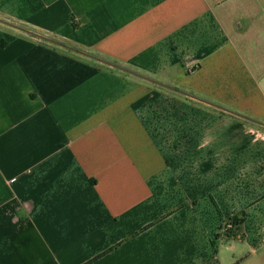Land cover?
<instances>
[{"label": "crops", "instance_id": "1", "mask_svg": "<svg viewBox=\"0 0 264 264\" xmlns=\"http://www.w3.org/2000/svg\"><path fill=\"white\" fill-rule=\"evenodd\" d=\"M0 264H264V0H0Z\"/></svg>", "mask_w": 264, "mask_h": 264}, {"label": "water", "instance_id": "2", "mask_svg": "<svg viewBox=\"0 0 264 264\" xmlns=\"http://www.w3.org/2000/svg\"><path fill=\"white\" fill-rule=\"evenodd\" d=\"M30 33H33V32H30ZM33 34H34V33H33ZM40 37L43 38V39H47V40H49V41H52V42H54V43H57L56 41H54V40H52V39H49V38H46V37H44V36H40ZM83 54H85L86 56H89V57H91V58H93V59H95V60H97V61H99V62H101V63H103V64H105V65H108V66H110V67L117 68V69H119V70H122V71L128 72V73H130V74L138 75V74H136V73H134V72L128 70L127 68L122 67V66H119V65H117V64H115V63H113V62H111V61H108V60H105V59H101V58L95 57V56L90 55V54H87V53H83Z\"/></svg>", "mask_w": 264, "mask_h": 264}, {"label": "trees", "instance_id": "3", "mask_svg": "<svg viewBox=\"0 0 264 264\" xmlns=\"http://www.w3.org/2000/svg\"><path fill=\"white\" fill-rule=\"evenodd\" d=\"M52 42V41H51ZM56 44H58V45H61L60 47H63V48H67V49H70L71 51H73V52H75V53H77V54H79V55H81V56H83V57H86V58H89V59H91V60H94V61H96V62H98V63H101V62H99V61H97V60H95V59H93V58H91V57H89V56H86L85 54H83V53H86V52H83V51H81V50H79V49H76V48H71L70 46H66V45H64V44H62V43H59V42H57ZM87 54H89V53H87ZM90 55H92V54H90ZM94 56V55H93ZM95 57H97V56H95ZM99 58V57H98ZM102 59V58H101ZM101 64H103V63H101ZM116 64V63H115ZM103 65H105V64H103ZM117 65H119V64H117ZM108 68H110V69H115V70H118V71H122V70H119V69H117V68H113V67H110V66H108V65H106ZM119 66H121V65H119ZM123 67V66H122ZM122 72H124V73H126V74H129L128 72H125V71H122ZM144 77V76H143ZM143 77H141V78H143ZM145 78V77H144ZM155 84H156V82H155ZM175 91H177V92H181L180 90H178V89H176L175 88ZM234 223H236V221H233ZM238 224H241V221H238Z\"/></svg>", "mask_w": 264, "mask_h": 264}, {"label": "built area", "instance_id": "4", "mask_svg": "<svg viewBox=\"0 0 264 264\" xmlns=\"http://www.w3.org/2000/svg\"><path fill=\"white\" fill-rule=\"evenodd\" d=\"M234 222L233 221H227L224 226H223V231L226 233V234H229L231 233L233 230H234Z\"/></svg>", "mask_w": 264, "mask_h": 264}]
</instances>
